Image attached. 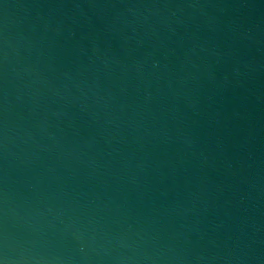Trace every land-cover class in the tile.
Here are the masks:
<instances>
[{"label": "water", "instance_id": "1", "mask_svg": "<svg viewBox=\"0 0 264 264\" xmlns=\"http://www.w3.org/2000/svg\"><path fill=\"white\" fill-rule=\"evenodd\" d=\"M0 264H264V0H0Z\"/></svg>", "mask_w": 264, "mask_h": 264}]
</instances>
